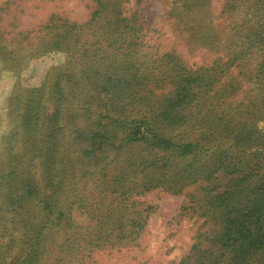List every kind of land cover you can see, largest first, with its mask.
Wrapping results in <instances>:
<instances>
[{
  "label": "rangeland",
  "instance_id": "obj_1",
  "mask_svg": "<svg viewBox=\"0 0 264 264\" xmlns=\"http://www.w3.org/2000/svg\"><path fill=\"white\" fill-rule=\"evenodd\" d=\"M5 1H9L11 13L3 17L16 16L18 30L34 29L45 24L50 16L74 27L72 38L63 32L68 31L64 27L65 30L58 28L47 34L37 46L32 43L19 48L0 44V167L5 162V142L14 120L28 121L30 92L36 88H42L36 109H40V118L51 129H47V134H55L62 151L69 152L68 168L71 162L70 170L58 178L61 184L58 196L65 215L80 226L67 227L65 234L57 232L52 237L54 241L38 238L37 252L41 255L35 264H210L209 259L224 264L223 259L228 260L230 255L224 251L222 240H217L221 229L217 215L223 213L221 207L229 201L216 207L211 199L229 171L237 166L255 168L264 156V0H206L201 7L194 0H110L118 7L120 18H129L135 24L133 33L123 32V27L115 28L113 17L100 23L97 19L91 21L98 0H0V3ZM6 23L3 19L2 24ZM201 24L205 25L203 30L196 32ZM34 35L32 32L30 37ZM118 58L124 61L123 67L112 66V61ZM177 63L191 70L200 67L189 77L186 121L182 125L177 123L172 131V141H192L191 151L181 160H173L175 153L163 167L164 152L157 153V148L152 151L147 145L152 137L134 143L126 136L130 132L126 126L111 125L109 129H114V133L108 132L110 143L94 156L98 150L91 141H82L80 135L85 139L87 126L97 129L98 123H102L109 127L104 114V89L110 87L108 73L112 74L114 69L122 74L135 71L143 106L140 101L128 106L129 116L134 118L147 109L144 103L148 89L153 102L150 109H154L155 102H162V95L168 94L171 86L161 79H171ZM53 74H58L63 86L60 101H56L52 92L56 87L55 79L51 80ZM72 84L75 95L69 89ZM52 112L57 118L49 121L48 114ZM152 116L149 112L148 117ZM57 121L63 126L67 123L68 128L59 130ZM233 133L244 135L232 140ZM226 141L239 144L235 149L230 144L223 151L222 147L228 145ZM14 149L21 153L19 143ZM158 158L160 162L151 164ZM22 161L24 175L37 189L43 173L41 165L36 158L30 160L27 152ZM220 165H228L224 176L219 171ZM193 167L211 172L210 179L191 182L177 194L156 187L137 195L138 201L154 206L134 241L127 244L123 241L117 247L100 241L104 232H109L108 239L116 234L124 206V185L131 181L139 190L161 177L183 183ZM173 169L183 170L174 176ZM255 172L257 176L264 175V169L257 168ZM106 199L108 205L100 206L99 210L104 209L108 227L97 231L95 228L92 231L88 212L78 215L76 206L70 207L72 201L86 205ZM9 223L7 227L11 228L13 219ZM28 233L30 240H36L37 227L26 231L25 236ZM94 237L100 244L92 249L87 242ZM57 240L64 241L60 250ZM26 246L13 242L7 248L4 263L21 264L16 254L18 247ZM35 253L31 254L33 262ZM259 257L251 262L264 264V248Z\"/></svg>",
  "mask_w": 264,
  "mask_h": 264
},
{
  "label": "trees",
  "instance_id": "obj_2",
  "mask_svg": "<svg viewBox=\"0 0 264 264\" xmlns=\"http://www.w3.org/2000/svg\"><path fill=\"white\" fill-rule=\"evenodd\" d=\"M204 1L206 0H194V4L201 7ZM8 4L9 1L0 3V44H4L5 46L10 44L19 48H26L27 46H31L32 43L37 46L40 44L39 40L43 39L47 34L53 31L56 32L58 28L60 30L64 27L68 31L63 32L72 38V29L74 28L72 24L71 27H69L59 21L58 17L55 18L54 16H50L45 24L41 23L34 29L18 30V24L15 23L14 20L16 16L12 14L10 16L11 19L3 17V15H7L11 11V7H9ZM7 17H9V15ZM109 17H113L112 20L115 28L121 29V27H123V32L130 30L133 33L136 29L135 24L130 23L128 20L129 18H120L118 7L114 3H111L110 0H98V5L92 14L91 21L97 19L98 23H100V21H106ZM3 19L7 22L6 24H2ZM204 26V24H201L196 32L203 30ZM32 32H35V35L30 37ZM73 41L77 43L76 40L73 39ZM111 64L114 67L115 65L116 67H123L124 61L118 58L114 59ZM198 70H200V67L196 70H191L189 67L185 68L183 65L177 63L171 79H161V81L164 80L162 82H168L171 86L168 94L165 93L162 95V102H155L156 105L154 109H150V105L153 104V102L150 101V96L152 95L151 89H148V95L145 96L146 103H144L147 106L146 111H144V114L142 113L143 115H140V117L131 118L129 116L130 109H128V106L132 102L137 103V101H140V105L143 106V104H141L143 98H141L138 93V90L141 88L136 85V79L134 77L135 71L122 74L120 71L114 69L112 74L108 73V80L110 81L108 86L110 87L104 89L106 91L104 93L106 95L104 114L106 119L109 120V127L107 128L102 123H98L100 126L97 129L87 126L85 130L86 135H84L85 139L83 135H80V139L84 142L91 141L93 143L96 150H98L94 153L95 156L97 152H101V149L104 148L108 142L110 143V134H108V132L114 133V129H109L110 126L115 125V127L119 128V126L122 125V127L126 126L130 130L126 136L128 139L134 140V143L144 141V139H148L149 137L153 138L147 145L152 151L154 148H157V153L161 151L164 152V154L161 155V159H163L161 166L165 167L166 162L172 161V156L175 153L177 156L173 158V160L183 159L185 155L191 151V147L194 144L191 143V140L181 141V139H176L177 142L172 141V138H174L172 131L173 126L177 127V123L182 125L184 123L183 121H186V109L189 104L188 95L190 93V88H188V83L190 82L189 77ZM53 79H55L54 84L56 87H53L54 89H52V92L56 94V101H60L63 98L61 93V91H63V88H61V80L58 74H53L51 80ZM132 81L135 83L134 86H132ZM69 89L71 93H76L73 84ZM41 92L42 88H36L30 92V100L28 99L31 105L29 119L28 121L25 119V121L22 122L20 119L16 118L14 120L15 125L5 142V162L4 165L0 167V264H5L6 253L8 251L7 248L8 246L11 247L12 243L16 241H18L20 245L22 243L23 245H27L26 248L18 247L16 259L20 260L19 263L35 264L39 261L37 257L39 258L41 255L37 252L38 238L40 240H45L48 237L51 238L50 241H54L52 237H54L57 232L61 231L62 234H65L67 227L77 228V226H80L79 223L77 225L75 220L73 222L70 215L68 217L65 215V211L62 209L64 206L63 204L61 205L59 200L58 191L61 184L58 178L59 176L62 177V175H65L67 170H70L71 162H69L68 168L66 165V158L69 152L66 151L64 153L62 151L61 145L58 143V138L54 136L55 134L53 136L47 134V129H51L46 127V124L43 123V117L40 118V109H36L37 103L42 98ZM30 105H27V107L29 108ZM149 112L153 114L152 117H148ZM136 113L140 114L139 111ZM48 115L49 121L57 118V114L54 112ZM178 120H182V122H176ZM57 125L59 130L68 128L67 123L63 126L57 121ZM37 126L40 127L38 133H35V128ZM206 127L208 128V125ZM202 132L205 131L202 130ZM242 135L241 133H233L231 134L232 140H236ZM74 138L73 136L72 139ZM30 139L31 144H29ZM120 140L122 141L121 136ZM230 142L231 143L226 141L228 145L222 147L225 148L223 151L229 149L230 144L232 147L231 149H235L237 147L236 145L239 144L237 141ZM18 143L21 153L14 149ZM25 152L29 153L30 160L36 158L39 165H41L40 167L43 173L40 177V186H37V189L35 186L31 185L29 177L23 173L24 168L22 160ZM165 158L166 161L164 160ZM159 160V158L154 159L151 164H156L160 162ZM189 162L190 160L187 161V163ZM213 162L214 161L210 164ZM236 162L238 164L240 160L237 159ZM262 163H264V156H262V162L257 164V167H248V169L246 167V169H244L243 167L237 166L227 173L228 176H224L227 172L224 168L228 165H220L222 167H219V171L223 172L222 175L224 176L225 182H223L220 188H217V191L211 199V204L218 207L224 201H229V203L221 207L223 213L220 212V214L218 213L217 215V217L221 219V229L217 233L220 235V238H217V240L218 242L219 239L222 240L226 247L224 251H227V254L230 255L228 260L225 261L223 259L224 264H257L251 262V259L260 258L261 248H264V244H262L264 243V198L257 197V195L264 196V175L260 173V175L257 176V172H255L257 168L261 170L264 169V164ZM193 168L194 170H188V179L183 183H179L177 180L175 181V179L169 181L167 178L161 177L149 183L147 187L141 186L139 190L135 189L136 187L131 181L127 183L126 186L124 185V187H122V193L125 192L122 198L124 206L122 208V213H120V223H118L116 234L108 239L109 232H104L100 241H108L107 244L114 247L121 245L123 241H126L125 244L134 241L141 233L146 219L154 206L138 201L137 195H139L140 192L156 187L177 194L180 192L181 188L191 182L210 179L212 175L211 172L206 173L207 171L199 170L198 167ZM182 170L183 169H173L171 173H174V176H176L177 173H181ZM196 171L197 175H195ZM203 174L205 175L203 176ZM83 197L85 196L82 195V198ZM88 203L89 202H87L86 205H84V203L80 205L72 201L70 207L72 205L74 207L76 206L75 208L78 211V215L81 213L83 214L84 211L88 212V219H91L93 224L92 231H94V228L97 231L103 226L108 227V222L105 220L104 216V209L99 210L100 206L104 208L108 205L109 202L107 199L100 203L98 202V204ZM37 205H39V208ZM92 205L93 208H91ZM67 206L68 204L65 207ZM11 219H13V223L11 228H8L7 224H11L9 223ZM34 226H36L38 230L37 237L36 240H30L29 233L25 236V232L31 230ZM99 233L98 231V234ZM58 240L56 241V245L57 249L60 250L59 248L64 245V241ZM100 241L94 237L93 241L88 240L87 245L89 248L92 247L93 249V247L100 244ZM34 244H36V246ZM196 247L197 244L193 246L194 249ZM32 252H36L35 262H33V258L31 257ZM54 255L55 257L58 256L55 253ZM209 260L208 262L210 264H216L215 260ZM51 264L54 263L51 262ZM202 264H204V262Z\"/></svg>",
  "mask_w": 264,
  "mask_h": 264
}]
</instances>
